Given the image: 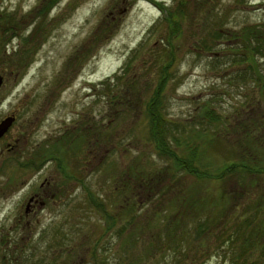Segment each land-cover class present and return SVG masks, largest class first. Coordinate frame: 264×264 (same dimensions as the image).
Returning a JSON list of instances; mask_svg holds the SVG:
<instances>
[{"label": "rangeland", "instance_id": "obj_1", "mask_svg": "<svg viewBox=\"0 0 264 264\" xmlns=\"http://www.w3.org/2000/svg\"><path fill=\"white\" fill-rule=\"evenodd\" d=\"M263 22L264 0H0V115L18 113L16 150L0 155V264H234L230 250L243 245L231 237L236 226L263 214L264 89L238 62L239 37L261 32ZM170 47L159 101L171 148L195 154L209 172L243 151L259 167L254 200L230 198L221 221L198 236L194 226L209 212L185 227L180 215L194 211L179 203L195 178L158 154L150 137L148 104ZM254 63L264 78V58ZM70 134L83 137L82 149L65 152L78 179L63 176L65 156L58 169L52 161L36 173L38 158L62 149ZM150 172L159 173L152 189L144 185ZM45 177L46 203L25 214L22 184ZM200 182L219 191L216 181ZM105 211L118 214L109 228ZM186 230V244L169 240ZM254 233L264 237V223ZM260 250L250 258L264 264Z\"/></svg>", "mask_w": 264, "mask_h": 264}, {"label": "trees", "instance_id": "obj_2", "mask_svg": "<svg viewBox=\"0 0 264 264\" xmlns=\"http://www.w3.org/2000/svg\"><path fill=\"white\" fill-rule=\"evenodd\" d=\"M171 15V14H170ZM264 26V22H263ZM213 37H216L219 35V33L214 32L213 34H210ZM239 39L242 42L243 48H240L241 54H242V60L238 59V62L240 63L241 61L243 64L246 66L247 71L250 72H255L254 74V81L259 82V86L264 89V78L261 76L258 70L257 63H254V57H259V58H264V28L262 29L261 32H256V33H249L247 35H244V37H239ZM168 52V64H161L162 68L159 69V75L160 73L162 74L158 87L154 92V97L148 104V110H149V127H150V137L154 140L155 145L158 148V154L168 156L175 166L177 168H182L187 174L194 176L195 181L192 186L189 187L188 189V195L186 198H182L179 203L184 207L188 208L187 211L190 213L193 212V217L188 220H185V216L183 214L180 215V219L184 220L181 221L180 219L176 218L175 220L178 219V221H181L184 223L185 227L187 224H189L191 221L195 222V218L199 217L198 211L201 209H204L205 211L209 212L208 216L198 219L197 223L194 226V232L195 235H201L204 234L207 230L212 229L215 225L216 222H220L221 218H219L218 221V216L220 213L223 211L222 209L225 207V205L228 203V200L232 197H236L238 193H241V195L244 196V199L247 201H253L254 200V194H253V187L255 184V178L257 177V171L259 172L257 167H254V160L253 156L254 153L250 152H242L241 156H238L237 158L240 159H232L231 161H227L228 163L224 164L222 167L218 168L216 172H209L205 171L200 168L199 162L201 163V158L200 161L198 162V159L195 157V154H190L186 158L180 157L174 150L171 148V145L168 142L167 139V121L166 118L163 117V115L160 112V101H159V96L160 93L166 84V81L169 80L170 78V72H169V66L172 64V57H173V52L170 47V49H166ZM256 65V68H255ZM260 75V76H259ZM217 119V118H214ZM218 120V119H217ZM168 122V121H167ZM264 123V122H263ZM254 127V126H253ZM247 132V131H246ZM251 132V130L249 131ZM248 136V134H246ZM102 137V136H100ZM83 137L80 138V140ZM79 138L75 135H69L64 137V140L62 142V149L59 150H51L48 152V158L46 157H41L38 158V163L42 165L45 163L47 160L49 161H54L58 166H60L61 162L60 160H64V156L67 159V156L65 153L68 150L75 149L78 147L80 148L79 145ZM218 140L217 135L214 137L213 140V146L217 147L221 143L217 144L216 141ZM220 140V137H219ZM81 145V144H80ZM242 145V143H240ZM233 154H230L228 156H232ZM45 156V154H44ZM65 161V160H64ZM67 164V170L64 173V177H68L71 179H78V176L76 175V172L74 171L73 168L68 166V159L65 161ZM257 169V170H255ZM264 171V168L263 170ZM146 176L144 178V185L145 187H149V189H152L157 184V175L159 174L156 172V175L153 174V172H150V174L145 173ZM150 175V176H149ZM149 176V177H148ZM67 178V179H68ZM209 180V183H213V181H216L220 184L219 191H215L216 188L213 191H205V187H203V184L200 181L203 180ZM153 181V183H152ZM80 183H83V179L80 180ZM231 184L233 186V189L229 191V197L225 198L228 196L227 194H223V190L226 189L227 184ZM202 186V191L204 195H201V189L200 187ZM228 189V188H227ZM226 191V190H225ZM91 197V193L89 194ZM90 199V198H89ZM221 200V201H220ZM92 204L96 205L97 207L101 208L102 204L101 202H98L94 197L91 199ZM259 204L260 209H262L263 214L260 217L259 221H255L252 218H245L243 220L242 224L240 223L238 226H236V229L234 230V233L231 237H235L236 240L239 242L242 241L243 245H241L240 250L238 249H231V255L233 257V262L234 264H262L260 260L255 261L250 258V256L253 255L252 251L254 248L258 247L262 250L260 252L264 253V237L258 235V233H254V231H257V226L262 225L264 223V192L260 195L259 201L257 202ZM221 206L222 208H219ZM214 208V210H212ZM256 209V208H255ZM257 210V209H256ZM118 215V214H117ZM117 215H111L107 213L106 211L104 212V218L107 219V228H109L113 223L114 219ZM220 217V216H219ZM135 219V217H134ZM134 219H131L133 221ZM224 222V221H222ZM132 222H129V229L126 231L127 233L124 235L125 237L123 238L124 244L128 243L131 241L132 234L134 232V229H132L131 226ZM242 226V227H241ZM126 226L122 225L120 228L117 230V234L119 237L121 232H123V229L125 230ZM251 229V230H250ZM261 230L258 231H262ZM187 230L184 233H180L178 235H175V233L172 231L171 236L169 237L170 241H176L179 242L180 239H185L184 242L186 244V241L188 239L187 236ZM223 233L220 235H217L216 238L220 239V236H222ZM200 237V236H199ZM229 237L227 239L231 240L232 238ZM122 238V237H121ZM225 238V237H224ZM223 238V239H224ZM222 239V240H223ZM58 242V241H57ZM26 257V256H25ZM27 259H31L27 257ZM28 261V260H27ZM257 262V263H256ZM31 264H37V263H31Z\"/></svg>", "mask_w": 264, "mask_h": 264}, {"label": "flooded vegetation", "instance_id": "obj_3", "mask_svg": "<svg viewBox=\"0 0 264 264\" xmlns=\"http://www.w3.org/2000/svg\"><path fill=\"white\" fill-rule=\"evenodd\" d=\"M0 77H1V83H0V92H1L2 88L5 86L4 85L5 84V75H4L3 70L0 72ZM7 117H12V123L8 126L7 130L0 136V155L11 151L12 156L11 155L10 156L13 157V151L16 150V143L18 141V139H15L13 137V127H14L15 123L18 122V113H17V111H15V110L13 111V109H12L11 112L8 114L0 115V123L4 119H6ZM13 117H14V120H13ZM35 119H37V118H35ZM30 121L32 122L33 120H30ZM78 121L79 120H74L72 122V124H73L72 126L77 125ZM70 124H71V121H70ZM54 164H55L56 169H58L59 166L56 163H54ZM52 166H53V162L47 160L45 163H43L41 165V167L38 169V171L36 173H40L44 170L46 171V169H48ZM46 173H44V176ZM72 180H75V179H72ZM47 183L49 184L50 181L48 180V178L45 177L42 180H33V181H32V178H30L26 183L24 182L22 184L21 190H24V197H25L24 198L25 201L23 202L25 214H29L30 212H34L36 206L39 203H43V202L46 203L44 200L46 197H44V195H47V191L44 190V187ZM82 185L83 184L81 183V187H82ZM84 188H85V186H84ZM40 189H42L44 191H39ZM20 215L22 216L23 214H20Z\"/></svg>", "mask_w": 264, "mask_h": 264}, {"label": "water", "instance_id": "obj_4", "mask_svg": "<svg viewBox=\"0 0 264 264\" xmlns=\"http://www.w3.org/2000/svg\"><path fill=\"white\" fill-rule=\"evenodd\" d=\"M0 83H1V77H0ZM13 120H14V117H13ZM11 122H12V117H7L0 123V136L7 130Z\"/></svg>", "mask_w": 264, "mask_h": 264}]
</instances>
